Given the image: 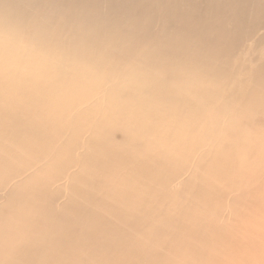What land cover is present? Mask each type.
I'll list each match as a JSON object with an SVG mask.
<instances>
[{"label": "bare ground", "instance_id": "obj_1", "mask_svg": "<svg viewBox=\"0 0 264 264\" xmlns=\"http://www.w3.org/2000/svg\"><path fill=\"white\" fill-rule=\"evenodd\" d=\"M0 264H264V0H0Z\"/></svg>", "mask_w": 264, "mask_h": 264}, {"label": "rangeland", "instance_id": "obj_2", "mask_svg": "<svg viewBox=\"0 0 264 264\" xmlns=\"http://www.w3.org/2000/svg\"><path fill=\"white\" fill-rule=\"evenodd\" d=\"M55 23H56V22H55L54 20H53V23L51 22V24H55ZM53 26H54V25H53ZM53 26H52V27H53ZM54 27H56V26H54ZM54 27H53V28H54ZM251 37H252V38H251V41L247 43V46H251L252 43H253V41H255V39H256V35H255V37H254V35H252ZM94 45H95V44H94Z\"/></svg>", "mask_w": 264, "mask_h": 264}]
</instances>
